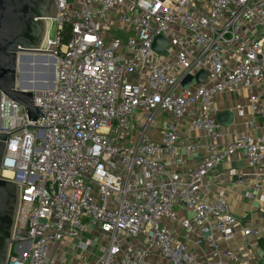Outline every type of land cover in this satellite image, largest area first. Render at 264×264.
Instances as JSON below:
<instances>
[{"label":"built area","instance_id":"1","mask_svg":"<svg viewBox=\"0 0 264 264\" xmlns=\"http://www.w3.org/2000/svg\"><path fill=\"white\" fill-rule=\"evenodd\" d=\"M56 6L34 54L56 66L53 87L32 90L46 117L29 121L1 97L0 132L9 136L0 178L20 189L8 264H49L64 242L98 250L90 264H264L260 229L203 189L242 153L253 178L246 198L264 197V134L224 142L216 101L248 90L264 118V0ZM158 36L168 42L160 54ZM200 71L204 83L184 88ZM181 125L202 139L182 140ZM91 231L98 236L84 239Z\"/></svg>","mask_w":264,"mask_h":264},{"label":"water","instance_id":"2","mask_svg":"<svg viewBox=\"0 0 264 264\" xmlns=\"http://www.w3.org/2000/svg\"><path fill=\"white\" fill-rule=\"evenodd\" d=\"M56 16V0H0V106L4 95L25 108L29 121L36 122L46 116L41 107H35L32 89L19 86V62L22 54L40 51L47 33V20H54ZM152 46L160 54L168 47V42L158 36ZM205 78L206 73L200 71L196 77L186 78L183 87L187 89L194 82L202 84ZM231 120V112L217 116L222 125L229 124ZM8 136L0 132V174ZM19 206L20 189L17 184L0 178V264H8L11 246L15 242L13 236Z\"/></svg>","mask_w":264,"mask_h":264},{"label":"crops","instance_id":"3","mask_svg":"<svg viewBox=\"0 0 264 264\" xmlns=\"http://www.w3.org/2000/svg\"><path fill=\"white\" fill-rule=\"evenodd\" d=\"M217 105L219 114L232 113V120L224 127V142H232L243 135L257 137L264 134V118L259 116L249 103V91L240 89L236 96L228 94L218 95ZM241 105L244 110V116L237 114L236 107ZM218 114V115H219ZM163 122H169L168 116L162 117ZM180 137L184 141L202 139L198 137L192 129L181 125ZM156 137V132L152 133ZM205 142V139H203ZM199 155V157H201ZM191 163V162H190ZM193 164V162H192ZM247 161L242 153H237L232 159L224 163L219 171L209 175L206 180L205 190L206 199L224 197L230 204L232 213L242 221L246 227L260 229L264 235V197L258 196L255 201H249L246 198L247 190L253 183V178L246 176L248 174ZM242 182V183H241ZM98 236L96 231H91L84 239H95ZM243 238L239 234L237 243L240 244ZM258 252H264V240L258 242ZM100 254L98 250H90L87 254H82L81 250L75 249L69 242H64L56 247L49 256V264H90L94 258ZM150 264H166L162 260H149Z\"/></svg>","mask_w":264,"mask_h":264},{"label":"rangeland","instance_id":"4","mask_svg":"<svg viewBox=\"0 0 264 264\" xmlns=\"http://www.w3.org/2000/svg\"><path fill=\"white\" fill-rule=\"evenodd\" d=\"M55 29L51 35L54 36ZM56 81L55 62L47 57H37L34 54L27 53L21 55V61L18 68L19 86H26L30 82H35L36 86L32 90H42L50 88Z\"/></svg>","mask_w":264,"mask_h":264},{"label":"bare ground","instance_id":"5","mask_svg":"<svg viewBox=\"0 0 264 264\" xmlns=\"http://www.w3.org/2000/svg\"><path fill=\"white\" fill-rule=\"evenodd\" d=\"M35 86H36L35 82H30V83L28 84V87H30L31 89H32L33 87H35ZM6 176H8V174H6Z\"/></svg>","mask_w":264,"mask_h":264},{"label":"trees","instance_id":"6","mask_svg":"<svg viewBox=\"0 0 264 264\" xmlns=\"http://www.w3.org/2000/svg\"><path fill=\"white\" fill-rule=\"evenodd\" d=\"M64 35L68 38V36H69V28H67V29L65 30Z\"/></svg>","mask_w":264,"mask_h":264}]
</instances>
